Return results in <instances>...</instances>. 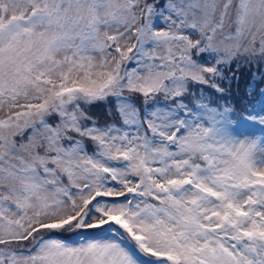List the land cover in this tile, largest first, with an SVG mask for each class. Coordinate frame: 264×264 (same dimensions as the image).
<instances>
[{
	"label": "snow or ice",
	"instance_id": "obj_1",
	"mask_svg": "<svg viewBox=\"0 0 264 264\" xmlns=\"http://www.w3.org/2000/svg\"><path fill=\"white\" fill-rule=\"evenodd\" d=\"M257 126L264 0H0V264H264Z\"/></svg>",
	"mask_w": 264,
	"mask_h": 264
},
{
	"label": "rangeland",
	"instance_id": "obj_2",
	"mask_svg": "<svg viewBox=\"0 0 264 264\" xmlns=\"http://www.w3.org/2000/svg\"><path fill=\"white\" fill-rule=\"evenodd\" d=\"M254 71V69L252 70ZM239 77L240 79L241 78H246L249 80H246V82H252L254 84V81L252 80V76H251V72L249 69L247 68H244L242 69L241 73H239ZM238 85H239V82H238ZM237 85V82H233V86H232V90L235 88V87H238ZM239 87H241L242 89V97H244L245 93L248 92V91H251V88H248V90L246 91L244 88H245V85H240ZM232 93V92H231ZM240 102H236L234 103V105H239ZM91 112L97 117L98 121L103 124L106 119H107V108L106 106L104 105H97V106H94L92 109H91ZM259 127V126H257ZM260 128V127H259ZM249 132L251 133H254V136L257 140H259L263 135L261 134V131H253L252 128L248 130Z\"/></svg>",
	"mask_w": 264,
	"mask_h": 264
},
{
	"label": "trees",
	"instance_id": "obj_3",
	"mask_svg": "<svg viewBox=\"0 0 264 264\" xmlns=\"http://www.w3.org/2000/svg\"><path fill=\"white\" fill-rule=\"evenodd\" d=\"M246 80H249V78L248 79H246V78H241V79H239V85H238V87H235L233 90H231V94H230V96H231V99L228 101L229 103H232V104H234V103H236V102H242V94L243 93H241L242 92V88L241 87H239L240 85H245V90L247 91L248 90V85H249V83L250 82H246ZM248 92H250V91H248ZM244 103H247V101L246 100H244L243 101ZM220 103H224V101H220Z\"/></svg>",
	"mask_w": 264,
	"mask_h": 264
}]
</instances>
